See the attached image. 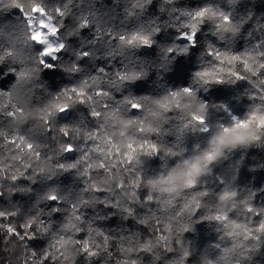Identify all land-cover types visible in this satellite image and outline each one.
I'll use <instances>...</instances> for the list:
<instances>
[{
    "label": "snow or ice",
    "instance_id": "6c2138e0",
    "mask_svg": "<svg viewBox=\"0 0 264 264\" xmlns=\"http://www.w3.org/2000/svg\"><path fill=\"white\" fill-rule=\"evenodd\" d=\"M153 2L154 0H112L110 8L102 2L97 8L96 0H59L54 6H50L48 0H0V15L12 9H19L23 16L18 23H0V37L10 38L6 47L0 40V64L7 62L9 65L19 66L9 68L16 76L15 83L10 89L0 91V97L9 102L0 105V117L8 120L7 130L0 128V143L6 144L10 153L8 157L0 160V200L9 198L7 206L0 205V220L5 221L0 223V230H3L6 237L14 238L12 243L23 247L25 257L23 264H75L77 255H83L89 260L110 256L108 246L111 234L93 227L94 221L110 219L116 215H120L124 220L135 217V209L129 202L139 203L142 180L141 169L137 167L141 161L133 144H139L140 148L145 150L158 152V149L147 136L141 135L139 139H132V136L136 132L160 134L161 129L153 128L152 124L169 110L170 104L176 108L187 107V104L182 102L197 99L198 96L195 87H187L167 91L162 99H152L149 95L138 96L131 91L125 93L129 85L147 78L153 70L158 74L169 71L176 57L186 55L192 48L198 46V37L205 24L209 25L210 34L224 45L218 47L217 43L206 41V55L214 61H225L229 65L242 61L245 69L253 74L257 69H264V23L259 19L252 24V30L247 33L251 47L241 54H233L230 51L231 46L243 32L244 26L253 19L250 11L243 15L237 12L240 0H226V3L225 0H207L203 6L195 8V11L177 6L178 0H161L158 7L161 15H149L147 10ZM85 4L86 9L82 7ZM121 4L122 11H117ZM105 8L107 11H102ZM67 16L73 19L70 27L64 24V18ZM86 29L90 38L82 35ZM168 30L177 33L175 39L171 43L157 41L156 37ZM69 37L76 38L77 45L69 43ZM181 41L183 43H180ZM153 46L159 48L156 62L138 55L141 50ZM62 53H68L70 59L64 61ZM81 61L104 63L95 64L94 71L87 72ZM57 67L69 76L82 75L75 86L65 88L51 96L50 101L38 109L33 121L45 134H57L52 139L58 146L49 151H53L57 157L63 156L64 159H56L55 163H52V156L45 153L43 165L34 168L33 161L40 162L42 159V145L36 142L34 137L18 132L19 125L32 116L31 112L26 113L21 106L22 97L19 93L32 92L35 88L44 86L40 80L41 72ZM230 75L236 79H245L235 72ZM216 77L215 69L200 70L195 73L194 83L203 87L223 82ZM229 81L234 82L231 79ZM261 86L264 87V81H261ZM117 94H120L119 99ZM14 98L17 101L15 104L11 103ZM260 99L264 103V95H261ZM77 105L86 106L88 117L81 113L78 117L72 118V112L77 109ZM200 108L206 110L208 106L201 103ZM130 110L146 112L151 119L125 118ZM62 115L66 122L59 124ZM203 117V112L193 114L191 120L178 129L177 137L183 134L185 128L191 127L193 122L198 125L195 130L203 133L212 131L207 119ZM89 122H94V127H89ZM249 123L258 129L256 143H264V107L254 108L242 120L233 116L231 130L240 131L242 125ZM109 127H114L118 131L109 132ZM130 127L134 128V132L126 135ZM221 131L227 132L229 129ZM59 137L68 139L61 142ZM231 138L236 141L245 139L243 136ZM77 140L80 143L74 144ZM76 152L80 153L79 157L69 161L67 154ZM148 154L152 152L149 151ZM73 170L76 176L82 178V188L64 191L59 186H50L38 196L31 209L24 213L20 211L19 205L11 202V197L16 193L22 195L32 193L31 184L37 182V174L40 179L50 181ZM126 173L130 175H125ZM21 179L28 181V184L16 183ZM226 182L222 181L223 184ZM101 192L107 195L103 197L96 195ZM170 192L168 197L154 196L155 192L149 190L145 199L147 202L155 200L158 204L170 207L176 196L182 194L185 197L192 196L190 193L174 190ZM196 192H199L200 197L208 195L207 191ZM224 195L232 199L242 198V206L230 210V213L239 212L248 220H251V216L261 217L255 233L264 234V213L254 211L252 203L256 196L254 192H249L244 198L234 187V190ZM41 204H46L47 209L41 208ZM97 205L104 207L86 223V235L78 237L77 234L82 231L81 226L85 225L86 221L84 210L88 208L95 210ZM195 206L194 200L192 207ZM183 207H187V204L185 203ZM105 209L113 211L109 213ZM178 212L179 210L172 213V218L179 219L177 230H190L191 228L186 229L181 224L187 217L180 219L177 216ZM55 213L64 214V219L57 231L52 232V225L46 223L44 217L50 219ZM190 215L189 209L187 216ZM16 217H21L23 222L17 224L12 219ZM223 218L230 227L239 229L245 239L251 237L258 242L264 241L261 235L253 234L248 224L232 223L229 212H226ZM148 219L149 217H143L138 223L146 224ZM205 219L219 220L221 216H208ZM164 227L171 234V223ZM44 236L49 240L46 248L36 250L26 243ZM138 236V233L130 232L128 236L117 237L120 241L119 251L152 252L156 244L164 242L166 245L170 239V235H161L155 244L148 240L144 243L137 242L133 246V237L138 241ZM125 241L129 245L127 248L124 247ZM181 247L180 259L175 264H185L186 259L190 264L189 250L183 245ZM167 250L171 251V248ZM117 264H129V261L122 260ZM130 264H137V261L131 260Z\"/></svg>",
    "mask_w": 264,
    "mask_h": 264
},
{
    "label": "trees",
    "instance_id": "16d2710c",
    "mask_svg": "<svg viewBox=\"0 0 264 264\" xmlns=\"http://www.w3.org/2000/svg\"><path fill=\"white\" fill-rule=\"evenodd\" d=\"M101 2L109 8L112 6V0H96L97 8L100 7ZM206 2L207 0H178L177 6L187 7L195 11V8L203 6ZM48 3L50 6H54L59 3V0H48ZM160 4L161 0H154L147 13L149 15H161L158 12ZM82 7L86 9L87 5ZM122 9L123 4L117 11H122ZM102 11H107V8L102 9ZM249 11L253 14V19L244 26L240 37L231 46L230 51L233 54H241L245 49L251 47L247 33L252 30V24L257 19L264 23V0H240V4L237 5V12L243 15ZM22 19L23 16L19 9H12L0 15V23H18ZM64 24L66 27H70L73 24L72 17H65ZM82 35L90 38L87 29ZM176 35L174 30H168L161 33L156 39L161 43H171ZM9 39L8 36L0 37L5 47ZM198 39V46L192 48L188 54L176 57L169 71L158 74L153 70L147 78L138 80L125 89V93L131 91L138 96L149 95L152 99H162L167 91L195 87L198 98L184 100L182 103H186L187 107L176 108L170 104L169 110L152 124L153 128L159 127L161 129L160 134L136 132L132 136V139H139L141 135L147 136L152 143L157 145L158 149V152L150 149L145 150L141 149L139 144H133V148L139 153L141 163L137 167L141 169L142 180L139 189V203L129 202L135 209V217L124 220L120 215H116L110 219L95 220L93 227H98L106 234H111V242L108 246L111 255L95 257L91 260L83 255H77L75 264H117L118 261L122 260H128L129 264L131 260H136L137 264H175L181 256V245L190 252V264H264V241L258 242L251 237L245 239L239 229L230 227L223 218L224 214L229 212L232 223L248 224L253 234L261 235L264 238V234L255 233L261 217L251 216V220H248L245 215L239 212L230 213V210L239 209L242 206L243 199L227 198L224 195L226 192L234 190V187L244 198L249 192H254L256 194L252 201L254 211L264 213V143H256L258 129L252 127L251 123L242 125L240 131L231 130L233 116L242 120L254 108L264 107V103L260 99L261 95H264V87L261 86V81H264V69H257L256 73L253 74L245 69L242 61H236L229 65L225 61H214L213 58L206 55V41L217 43L218 47H224L221 42L216 40V37L210 34L207 24L203 26V31ZM68 40L74 46L78 43L74 37H69ZM138 55L156 62L159 57V48L153 46L143 49ZM61 56L64 61L70 59L68 53H62ZM50 62L57 63L56 61ZM81 63L87 72H92L95 64H103L104 61H96L95 63L81 61ZM10 67L18 68L19 66H12L7 62L0 64V91L10 89L16 81V76L9 71ZM221 68L223 71H220ZM213 69L217 73V80H223V82L212 83L203 87L194 83L196 72L200 70L212 71ZM232 72L245 77V79L232 77L230 75ZM80 75L82 74L69 76L59 67L45 69L40 75V80L44 86L37 87L32 92L19 93L22 97L21 106L26 113L31 112L32 116H29L26 122L19 125L18 132L34 137L36 142L42 145V159L40 162L33 161L34 168L43 165L45 153L52 156V163H55L56 159L63 160L64 157H57L53 151H49V149H55L58 146L52 139L57 134H45L41 128L34 125L33 117L37 115L38 109L50 101L51 96L58 94L65 88L75 86ZM230 79L234 82L229 81ZM119 95L117 94V99L120 98ZM7 103L9 102L5 98L0 97V105ZM11 103H17L16 99L14 98ZM201 103L206 104L208 109H201ZM201 112L204 113L203 118L207 119L208 126L212 131L203 133L195 130L198 125L193 122L192 126L185 128L183 134L178 138V129L189 122L193 114H200ZM81 113L88 117L86 106L77 105V109L72 112V118L78 117ZM129 117L151 119L146 112L136 110H130L125 118ZM64 122L66 121L62 115L59 124ZM201 123H203V119ZM88 126L94 127V122H89ZM0 128L7 130V118L0 117ZM221 129H229V131L222 132ZM108 131H118V129L109 127ZM132 132H134V128L130 127L126 135ZM225 134H231L233 137L243 136L245 139L236 141V145H221L220 140L224 138ZM59 139L63 142L68 138L59 137ZM75 143H80V141L77 140ZM218 145L221 147L222 154L216 158L215 162H212L209 158L213 155V149ZM149 151L152 154L149 155ZM172 152L176 154L172 155ZM9 155L8 146L0 143V160ZM79 155V152L69 153L67 159L74 161ZM125 175H130V173ZM143 178H145V187L143 186ZM222 181L227 182L223 184ZM150 182L151 186L149 187ZM16 183L26 185L28 181L21 179ZM53 185L59 186L64 191L78 190L83 187V180L75 175L74 170L63 173L50 181L40 179L39 174H37V182L31 184L32 193L28 195L16 193L11 197V202L19 205L22 213L28 212L38 196ZM149 190L155 192L154 196L164 195L168 197L171 194L170 190L190 193L192 196L185 197L183 194L176 196L172 200L171 206L165 207L155 200L153 202L146 201L145 197ZM202 190L207 191L208 195L200 197L199 192L196 191ZM96 195L103 197L107 193L101 192L96 193ZM194 200L196 206L192 207ZM8 202L9 198L5 197L0 200V205L7 206ZM185 203L187 207L184 208ZM40 207L47 209L46 204H41ZM103 207V205H97L95 210L92 208L84 210L86 221L85 225L81 226L82 231L77 234L78 237L86 235V223L92 220L96 212ZM189 209L191 215L187 216ZM177 210H179L177 216L180 219L187 217L181 221V224L186 229L191 228L190 230H177L179 219L172 218V213L177 212ZM105 211L110 213L113 210L105 209ZM208 216H221V219H205ZM143 217H149L148 223H138V220ZM153 217H159V219ZM166 217L171 219H166ZM12 219L17 224L23 222L21 217ZM44 219L46 223L52 225L51 231L55 232L63 222L64 214L55 213L50 219L47 217ZM2 222L5 221L0 220V223ZM169 222L172 225L171 234L164 227ZM130 232L139 234L138 241L136 237H133V246L137 242L144 243L148 240H152L155 244L156 239L161 235H170V239L166 245L164 242L156 244L152 252H120V241L117 237L128 236ZM13 239L10 236L6 237L3 230H0V264H23L24 249L19 244L12 243ZM26 243L30 247L40 250L48 246L49 240L47 236H44ZM124 247H129L127 241L124 242ZM168 248H171V251H168ZM185 264H188L187 259Z\"/></svg>",
    "mask_w": 264,
    "mask_h": 264
},
{
    "label": "clouds",
    "instance_id": "9594fccd",
    "mask_svg": "<svg viewBox=\"0 0 264 264\" xmlns=\"http://www.w3.org/2000/svg\"><path fill=\"white\" fill-rule=\"evenodd\" d=\"M233 137L231 134H225L224 138L220 140L221 145H236V140L231 138ZM222 154L221 147L218 145L213 149V155L209 158L212 162H215L216 158H218ZM151 186V182L149 183V187Z\"/></svg>",
    "mask_w": 264,
    "mask_h": 264
}]
</instances>
